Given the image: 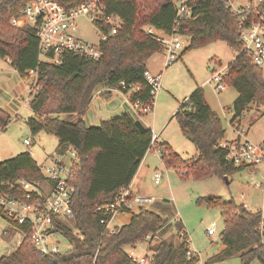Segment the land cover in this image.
<instances>
[{
	"label": "trees",
	"instance_id": "16d2710c",
	"mask_svg": "<svg viewBox=\"0 0 264 264\" xmlns=\"http://www.w3.org/2000/svg\"><path fill=\"white\" fill-rule=\"evenodd\" d=\"M29 1L0 0V57L8 58L24 79L30 78L32 70L37 72L38 91L29 102L35 115L27 120L32 132L44 130L54 134L59 139L57 151L72 146L78 154L70 219L73 224L54 222L55 230L70 239L74 249L54 258L39 252L26 239L15 252L0 256V264H137L125 247L135 248L141 242L148 243L156 252L152 264H200L198 254H188L190 244L182 220L175 222L177 233L163 237L173 214L170 201L162 199L148 209H139L128 223L112 230L102 223L103 219H111L112 213L97 208L114 200L122 188L131 184L153 144L160 150L165 166L180 170L184 179L228 177L253 167L235 165L227 158L228 149L222 146L226 129L208 103L203 87L197 86L172 116L198 151L191 162L169 143L154 141L153 130L143 123L140 115L126 112L98 125H88L82 118L98 87L119 90L122 82L140 85L141 89L131 93L130 99H140L145 104L153 102L154 109L155 99L145 72L149 59L162 50V45L146 32V27L171 32L177 13L176 0H105L108 11L117 13L123 23L115 36L103 42V56L95 60L67 52L60 64L40 60L39 39L33 27L12 24V18ZM59 1L68 6L79 2ZM189 3L196 6V17L179 27L182 34L191 37L184 53L219 40L240 51L228 63L225 78L227 85L238 92L230 123L239 126L253 103L264 106V70L242 51L238 16L222 0H189ZM63 114L66 116L62 117ZM11 120L12 115L0 106V126L7 128ZM0 175L11 180L44 179L40 164L28 151L0 161ZM212 201L224 208L226 228L220 236L224 247L209 262L237 255L243 264L255 260L264 264L263 235L259 230L261 212H254L233 199L226 201L214 196L198 199L199 203ZM74 228L83 238L73 233ZM148 236L152 238L150 241ZM156 236L159 239L151 245Z\"/></svg>",
	"mask_w": 264,
	"mask_h": 264
},
{
	"label": "built area",
	"instance_id": "2783aa9c",
	"mask_svg": "<svg viewBox=\"0 0 264 264\" xmlns=\"http://www.w3.org/2000/svg\"><path fill=\"white\" fill-rule=\"evenodd\" d=\"M225 7L234 15L238 16V29L240 32V42L242 51L248 53L254 64L264 70V0H222ZM176 19L171 32L160 35L155 32V28L146 27V32L150 33L162 45L159 52L163 58V66L168 67L180 59L187 48L182 40L179 30L181 24L189 19L195 18V5L189 0H176ZM85 18L93 24L100 33L97 41H92L80 35L78 21ZM122 18L113 12H109L105 0H79L71 6L61 3L59 0H30L21 12L12 18V24L16 27L31 26L35 29L39 39V57L41 61L52 64H60L65 53L71 52L83 55L95 60L103 56V42L115 36L122 26ZM240 51L236 50L238 54ZM228 75V67L222 66L215 70L208 83H212L217 93L225 90V81ZM30 76L33 78L27 98L16 97L23 106L28 103L38 91L37 72L32 70ZM145 79L152 88L154 99L162 88V70L154 72L147 69ZM124 92H137L141 89L138 84L121 83ZM27 100V101H26ZM131 110L139 115H148L154 111L153 102L143 103L140 99L128 100ZM17 114H19V111ZM238 137L231 141L222 143L228 149L227 158L235 165H247L257 168L264 165V144L255 143L243 138L246 130L238 124L233 125ZM6 128L0 126V134ZM158 135L154 133L153 140L157 141ZM31 137L25 138L26 145L31 144ZM156 153L160 150L152 145L151 149ZM79 161L78 154L74 147L69 146L63 152L55 150L45 159V163L40 165L44 175L43 180L29 181L26 179H5L0 175V235L7 236L14 230L21 233L20 245L28 239L30 243L42 254L57 258L70 247L63 240V234L54 228L55 220L67 223L73 216L72 197L75 192L73 183L76 165ZM163 174L156 171L154 182L160 184ZM26 192V195L23 193ZM41 198H44L43 201ZM161 198L145 196L134 193L129 185L120 190L118 196L104 205L97 208L98 211H109L112 213L111 219H103L102 223L108 229H113L110 225L113 218L120 212L131 211L135 205L140 209L150 208ZM246 204V203H244ZM247 207V204H246ZM251 210V209H250ZM258 211V210H252ZM261 212V222L259 230L264 235V209ZM180 217L175 220L179 221ZM182 220V219H181ZM69 224V223H67ZM224 228L218 229L216 222H212L207 228L210 236H221ZM61 236H63L61 238ZM181 236H185L181 233ZM148 241L152 238L147 237ZM158 236L154 238L155 241ZM190 244L189 255L198 254L191 247V240L186 239ZM150 245V246H151ZM11 254V253H9ZM156 252L148 246V252L142 257H135L133 260L137 264H152ZM8 255V254H0Z\"/></svg>",
	"mask_w": 264,
	"mask_h": 264
},
{
	"label": "rangeland",
	"instance_id": "374dc122",
	"mask_svg": "<svg viewBox=\"0 0 264 264\" xmlns=\"http://www.w3.org/2000/svg\"><path fill=\"white\" fill-rule=\"evenodd\" d=\"M159 1L164 2L165 0ZM78 25L80 35L84 38L92 41H97L100 38V33L85 18H81ZM155 32L165 35L164 31L157 28ZM182 40L185 46L188 47L191 37L184 35ZM159 54L156 53L152 56L151 65L156 57H159L160 64L162 63L163 58ZM236 55L235 49L231 48L227 42L219 40L205 47L189 49L180 59L168 67L162 65V88L154 100L155 112L153 111L148 115L139 114L145 121L155 116V132L157 135L159 134L161 140L167 141L188 162L194 160L198 151L192 141L182 132L177 119L172 118V116L178 110L180 103L186 97L188 98L192 90L197 86H202L205 95L212 103V109L221 117L223 126L226 129L223 142L233 139L236 136V131L231 126L230 118L234 113L233 102L238 92L234 87L227 85L225 90L217 93L212 83L207 81L218 64L221 63L222 66H226ZM219 66L217 67L220 68ZM157 67H160V65H157ZM32 83L33 78L31 76L27 79L22 78L8 61V58L0 57V106L12 115L10 124L0 134V161L28 151L42 165L45 163L46 155L54 152L57 148L59 139L54 134L44 130L36 134L32 132L27 120L35 114L27 100L18 110L20 102L16 97L22 95L26 99ZM100 99L101 102L99 103L103 104L106 101V97L103 95H100ZM114 105L117 106L116 111L113 110L112 113H108L109 115H102L99 118L107 120L124 112L131 114L133 112L131 109V111L129 110V105H127L128 109H121V99L119 98H117ZM95 106V109L100 111L99 105L95 104ZM105 107L102 105V108ZM16 110L19 111L18 115H16ZM87 115V124H100L101 121L98 117H95L93 108L88 111ZM61 116L65 117L66 115ZM241 119L245 128L249 129L250 138L257 141L263 138L264 106L253 103ZM28 137L32 138L30 145L24 143V139ZM156 171H161L163 174L160 184L154 182ZM142 174L141 195L165 198L173 206V214L163 237L168 238L177 233L175 218L180 217L179 219H182L188 232L192 249L199 253L200 264H243L237 255L226 260L209 262V259L219 253L224 246L219 236L207 234V228L212 222L217 223L218 229L222 230L224 228V208L213 201L211 203H199L198 199L214 196L217 199L221 198L226 201L233 199L237 204L246 203L247 208L251 210L264 209V165L257 168L247 167L227 178L226 176L212 175L204 179L194 177L184 179L180 170L165 166L160 153L149 150L145 157ZM246 204L244 205L246 206ZM139 209V206L135 205L130 212L118 213L111 221V227L114 228L128 223L132 214L137 213ZM66 222L70 225L73 224L71 220H66ZM73 233L83 238L76 228H74ZM22 236L21 233H16L14 230L7 236L0 235V254L15 252L20 246ZM63 240L70 245L66 248V251L74 249V243L70 239L63 237ZM262 241L264 242V235ZM125 249L139 258L147 254L148 243L141 242L136 248L126 246ZM251 264L263 263L255 260Z\"/></svg>",
	"mask_w": 264,
	"mask_h": 264
},
{
	"label": "crops",
	"instance_id": "0c3cea01",
	"mask_svg": "<svg viewBox=\"0 0 264 264\" xmlns=\"http://www.w3.org/2000/svg\"><path fill=\"white\" fill-rule=\"evenodd\" d=\"M160 35H163V34H160ZM160 55V54H159ZM153 58L151 57L150 59H149V61H148V68L149 69H151L152 71H154V72H158V71H161V70H163L162 69V63H163V61H162V63L160 64V59H159V57H156L155 59H154V61H153V63H152V65L150 64V61L152 60ZM234 59V58H233ZM8 61L10 62V60L8 59ZM157 65H160V67H157ZM220 65V66H219ZM217 66H219V67H222V65H221V63L220 64H218ZM215 67L214 69H213V71H215V70H217V68L218 67ZM196 88V87H195ZM194 88V89H195ZM193 89V90H194ZM192 90V91H193ZM98 92V93H97ZM97 93V94H96ZM192 93V92H191ZM190 93V94H191ZM100 95H103V96H105L106 97V101H104V103L102 104V103H99V102H101L100 100ZM206 96V99H207V101H208V103L210 104V106H211V108H212V103L210 102V100H209V98H208V96L207 95H205ZM130 97H131V93L130 92H128V93H125V92H122V91H119V90H117V89H112V88H106V87H101V88H98V90L97 91H95V93H94V96H93V98H92V101H91V103H90V105H89V108L87 109V111H86V113L82 116V118L86 121V123H87V120H88V111H90L91 110V108H93V112L95 113V117H101L102 115H109L108 113H112V111L113 110H115L116 111V108H117V106H115L114 105V103H115V101L117 100V98H119V99H121V105H120V108L122 109H128V107H127V105H129V103H128V100L130 99ZM189 97V96H188ZM185 99H187V97L185 98ZM184 99V100H185ZM97 102V103H96ZM95 104H97V105H99V108H100V111H97L96 109H95ZM102 105H104V106H106L105 108H102ZM130 106V105H129ZM131 108H129V110H130ZM154 110H155V107H154ZM118 111V110H117ZM123 111V110H122ZM124 111H126V110H124ZM131 111V110H130ZM155 112V111H154ZM216 112V111H215ZM123 113V112H122ZM124 113H126V112H124ZM133 113V112H132ZM155 115V114H154ZM232 116H233V114L231 115V118H232ZM112 118V117H111ZM231 118H230V120H231ZM100 119V118H99ZM110 119V118H109ZM141 120L143 121V123L146 125V126H148V127H150L152 130H153V132L155 133V134H157L156 132H155V129H156V125H155V122H154V120H155V116H153V117H151V118H149L147 121H145L144 119H142V117H141ZM100 121H102L101 119H100ZM241 127L242 126H244V124H243V121H242V119H241ZM88 125H95V124H88ZM98 125V124H97ZM232 127H233V129H235L234 128V126L233 125H231ZM242 128H244L245 130H246V135H245V137H243V138H246V139H249V140H251V141H253V142H255V143H262L263 141H264V136H263V138L261 139V140H259V141H257V140H255V139H252V138H250L249 137V129L247 128H245V126L244 127H242ZM235 131V130H234ZM238 137V135H237V133H236V136L233 138V139H230L229 141H231V140H234V139H236ZM225 139V138H224ZM157 141L158 142H167V141H164V140H161L160 139V135L158 134V138H157ZM228 141V140H227ZM168 143V142H167ZM156 153V152H155ZM51 154V153H50ZM50 154H48V155H50ZM48 155H46V157L48 156ZM147 155V154H146ZM146 157V156H145ZM144 162H145V158L143 159V161L141 162V164H140V166H139V169H138V171H137V174L135 175V177H134V179H133V181L131 182V184H130V186L132 187V190L134 191V193H137V194H141V189H142V177H143V174H142V171H143V167H144ZM162 199H165V198H162ZM115 218V217H114ZM188 233V232H187ZM137 247V246H136ZM135 247V248H136ZM194 250V249H193ZM197 252V251H196ZM131 254V253H130Z\"/></svg>",
	"mask_w": 264,
	"mask_h": 264
},
{
	"label": "water",
	"instance_id": "95a60500",
	"mask_svg": "<svg viewBox=\"0 0 264 264\" xmlns=\"http://www.w3.org/2000/svg\"><path fill=\"white\" fill-rule=\"evenodd\" d=\"M227 178V177H226ZM211 197V196H210Z\"/></svg>",
	"mask_w": 264,
	"mask_h": 264
}]
</instances>
